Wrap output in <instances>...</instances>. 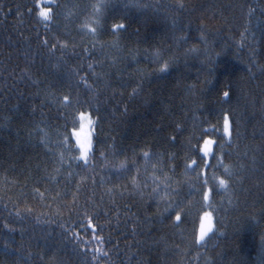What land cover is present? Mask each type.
Instances as JSON below:
<instances>
[{"label": "trees", "instance_id": "1", "mask_svg": "<svg viewBox=\"0 0 264 264\" xmlns=\"http://www.w3.org/2000/svg\"><path fill=\"white\" fill-rule=\"evenodd\" d=\"M0 264H264V0H0Z\"/></svg>", "mask_w": 264, "mask_h": 264}, {"label": "rangeland", "instance_id": "2", "mask_svg": "<svg viewBox=\"0 0 264 264\" xmlns=\"http://www.w3.org/2000/svg\"><path fill=\"white\" fill-rule=\"evenodd\" d=\"M84 127L87 129L88 125ZM84 138L85 136H83V139ZM208 142L203 144V148H202V152L207 159L210 158V155L212 154V151H213V142L212 141L211 143H208ZM213 227H214V221H213L212 214L208 211L203 213L202 219H201V225H200V229L198 233V239L200 242L204 241L205 238L213 231ZM201 236H203V239H201Z\"/></svg>", "mask_w": 264, "mask_h": 264}, {"label": "snow or ice", "instance_id": "3", "mask_svg": "<svg viewBox=\"0 0 264 264\" xmlns=\"http://www.w3.org/2000/svg\"><path fill=\"white\" fill-rule=\"evenodd\" d=\"M39 15L44 20H49L50 19V10H43V9H41ZM224 96L227 97L228 96V93L225 92L224 93ZM81 119L83 120V119H85V117L84 116H81ZM89 123H90V121H89ZM229 132H230L229 124H228V121H227V118H226V120H225V133L226 134H229ZM208 143H211V141H209ZM83 155H84V157H86L87 156V153L84 152ZM220 185H222V186L225 185V181L224 180H221L220 181ZM201 239H203V236H201Z\"/></svg>", "mask_w": 264, "mask_h": 264}, {"label": "clouds", "instance_id": "4", "mask_svg": "<svg viewBox=\"0 0 264 264\" xmlns=\"http://www.w3.org/2000/svg\"><path fill=\"white\" fill-rule=\"evenodd\" d=\"M219 184H220V182H219ZM220 186H221V188H226V184H225V185H223V186H222V185H220Z\"/></svg>", "mask_w": 264, "mask_h": 264}, {"label": "bare ground", "instance_id": "5", "mask_svg": "<svg viewBox=\"0 0 264 264\" xmlns=\"http://www.w3.org/2000/svg\"><path fill=\"white\" fill-rule=\"evenodd\" d=\"M208 195H209V193H207V195H206V198L208 197ZM206 198H205V197H203V200H206Z\"/></svg>", "mask_w": 264, "mask_h": 264}]
</instances>
